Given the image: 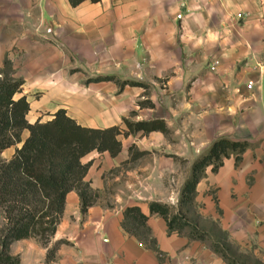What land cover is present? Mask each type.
Wrapping results in <instances>:
<instances>
[{
    "label": "crops",
    "instance_id": "crops-1",
    "mask_svg": "<svg viewBox=\"0 0 264 264\" xmlns=\"http://www.w3.org/2000/svg\"><path fill=\"white\" fill-rule=\"evenodd\" d=\"M23 1L24 12L33 9L10 18L16 25L7 45L14 51V75L24 79L20 94L30 101L29 121L50 119L60 107L91 126L120 124L128 129L124 117L131 118L137 108L152 112L140 119H166L157 113L160 103L154 95L150 106L141 101V86L86 81L116 74L158 85L166 76V108L174 110L175 94L185 107L216 102L222 109L215 110L230 119L224 128L216 125L222 128L220 136L248 139L251 145L240 160L232 153L217 170L208 165L197 184L195 200L219 222L227 240L170 229L165 216L151 211V201L167 202L153 184L165 173L158 157L142 162L147 147L136 135L166 134L141 129L119 135L122 148L116 155L92 150L83 156L84 162L91 161L85 179L98 192L96 201L83 211L79 192L70 190L47 244L33 236L11 243L10 251L20 255L21 264H233L229 257L239 264H264V0H84L76 6L69 0ZM210 55L220 59L215 70L208 69ZM250 79L255 80L251 88ZM135 146L136 155L131 154ZM11 147L1 152L2 158L13 156L16 147ZM200 184L208 189L205 193H200ZM132 205L148 215L150 241L124 227L125 210ZM62 238L67 241L48 258L49 249ZM215 244L230 246L233 254L225 257Z\"/></svg>",
    "mask_w": 264,
    "mask_h": 264
},
{
    "label": "trees",
    "instance_id": "trees-1",
    "mask_svg": "<svg viewBox=\"0 0 264 264\" xmlns=\"http://www.w3.org/2000/svg\"><path fill=\"white\" fill-rule=\"evenodd\" d=\"M74 6L84 0H69ZM99 1V0H92ZM113 75H98L90 80L112 78ZM23 78L7 77L0 80V153L7 147L23 141L16 147L13 156L6 160L0 155V208L5 212V227L0 234V264H21L19 254H12L11 243L14 240L39 235L48 243L55 232L65 208L67 193L76 189L81 197L82 210L93 204L98 192L95 191L85 176L91 161L84 162L83 156L92 150H108L112 155L121 151V133L128 134L138 130L151 131L159 129L165 133L171 130L165 118L133 120L124 117L128 129L120 124L108 126H91L79 122L70 115L65 107L54 111L52 118L41 117L29 121L27 113L31 105L26 94H20ZM126 83L144 85V81L124 79ZM29 130L23 140L22 133ZM251 145L248 139H236L220 136L213 140L208 150L197 157L190 175L186 178L181 190L180 203L195 199L197 184L208 165L215 171L226 156L236 153L240 160L242 153ZM152 212H159L168 220L173 229L174 219L169 217L171 208L166 202L153 200L150 203ZM148 215L138 205L128 206L125 210L124 227L134 232L133 226L146 229ZM196 230V229H195ZM197 238H205L206 233L190 232ZM62 238L49 249L50 257ZM215 247L225 257L226 250L218 244ZM233 264H239L229 257Z\"/></svg>",
    "mask_w": 264,
    "mask_h": 264
},
{
    "label": "rangeland",
    "instance_id": "rangeland-1",
    "mask_svg": "<svg viewBox=\"0 0 264 264\" xmlns=\"http://www.w3.org/2000/svg\"><path fill=\"white\" fill-rule=\"evenodd\" d=\"M19 1H21L20 4H15L13 0H0V80L7 77L22 78L14 75L15 68L13 66L12 59L14 51H12V53L11 51H8V33L10 28L15 27L16 25L15 22H10V18L17 12L29 14L33 8L24 12V1ZM35 9L36 8H34L32 12L38 13ZM16 56L18 58L21 57V62H23L22 53L17 51ZM215 58L218 57H216V55H210L208 57V65ZM208 69L212 70L210 65ZM98 75H113L112 78L105 80H115L117 82L123 80L116 74ZM91 78L92 77L87 78L86 81L88 82ZM138 86H141L145 93V98L141 99V101H145V103L150 106L153 104L151 97L154 95L160 103L157 113L161 112L167 115L166 119L172 127L169 133H165V136H160L159 138L156 136L149 137V134H146V136L138 134L136 137L143 142V146L147 147L145 152L141 155L142 162L151 163L152 160L156 162L158 157L160 159L159 163L163 166L161 172L165 174L161 175L158 183L153 182V184L158 186L161 196L163 199L167 200L170 205L171 212L169 217L171 218L175 215H179L178 220H173V229H177L179 232L185 233L189 231L197 233L204 232L209 239H218L221 241L227 240V232L220 228L219 222L202 212V202L199 201V199H194L193 201L184 203H180L179 199L184 185V179L190 175L194 160L208 150V146L214 138L223 135V133L219 131L222 128L217 129L216 125L220 123L221 127L224 128L227 124H229L230 119L222 115L221 111L215 110V106L216 109H222L216 102L213 103V105L208 103L205 106H201L200 104L195 103L190 107H185L182 97L177 94L173 96L174 110L166 108L167 102L164 97L169 91L166 76L160 79V83L158 85L154 84L153 81L149 79L144 81V85ZM141 103L143 104V102ZM196 109H201V111ZM143 113L145 116V114L148 115L152 112H150L149 109L144 110L137 108V110L135 109L131 112L130 117L131 119H138ZM27 136L26 132L23 131V140ZM156 142H159V144L155 145ZM16 144L12 145L11 148L13 149V147H16ZM138 151V148L135 146L132 149L131 154L133 153L136 155ZM8 154L6 153V155ZM233 154L235 155L236 153L233 152ZM134 155L131 157L135 158ZM173 162L174 164H172ZM207 190L208 189H206L203 184H200V193H205ZM4 214L5 212L2 208H0V234L6 226V218ZM133 229L136 233L145 237L144 240L146 242L150 241L146 238V228L142 226H133ZM33 237H36L43 242L39 235H34ZM224 246L227 253L233 254L230 246ZM50 257L48 256V258Z\"/></svg>",
    "mask_w": 264,
    "mask_h": 264
},
{
    "label": "built area",
    "instance_id": "built-area-1",
    "mask_svg": "<svg viewBox=\"0 0 264 264\" xmlns=\"http://www.w3.org/2000/svg\"><path fill=\"white\" fill-rule=\"evenodd\" d=\"M237 16H242V12H238L237 13ZM220 63V59L219 58H215V59H213L212 61H211V63L209 64L210 65V68L212 69V70H215L216 68H217V65ZM255 84V80L254 79H250L249 81H248V86L251 88V87H253V85ZM158 252V254L160 255V256H164L165 255V253H164V251H162V250H158L157 251Z\"/></svg>",
    "mask_w": 264,
    "mask_h": 264
}]
</instances>
